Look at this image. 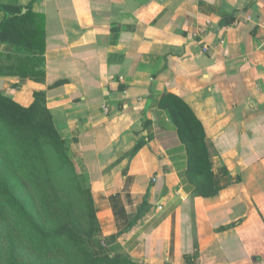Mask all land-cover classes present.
I'll list each match as a JSON object with an SVG mask.
<instances>
[{"label": "crops", "instance_id": "crops-1", "mask_svg": "<svg viewBox=\"0 0 264 264\" xmlns=\"http://www.w3.org/2000/svg\"><path fill=\"white\" fill-rule=\"evenodd\" d=\"M30 4L44 16V79L0 77V88L24 105L45 89L107 251L119 244L137 264H264V0H0ZM11 51L0 43V60ZM166 93L214 144L213 197L194 193Z\"/></svg>", "mask_w": 264, "mask_h": 264}, {"label": "trees", "instance_id": "trees-1", "mask_svg": "<svg viewBox=\"0 0 264 264\" xmlns=\"http://www.w3.org/2000/svg\"><path fill=\"white\" fill-rule=\"evenodd\" d=\"M0 8L6 11L0 43L18 48L7 54L11 61L0 60V77L43 80V14L33 11L31 4L25 12V6ZM160 104L168 109L187 149V176L194 193L217 195L221 189L213 172L217 152L201 120L172 93L164 94ZM140 147L137 144L133 153ZM99 232L89 179L55 126L45 89L34 90L33 101L24 105L0 88V262L137 264L119 244L110 251L99 248Z\"/></svg>", "mask_w": 264, "mask_h": 264}, {"label": "rangeland", "instance_id": "rangeland-1", "mask_svg": "<svg viewBox=\"0 0 264 264\" xmlns=\"http://www.w3.org/2000/svg\"><path fill=\"white\" fill-rule=\"evenodd\" d=\"M3 61H4V63H7L5 60H3ZM12 90H10L9 95H11L13 97V91ZM97 241L99 244V246H98L99 248H103L104 250L107 249V247L105 246V244H103V241L101 239H98ZM0 264H3V262H0Z\"/></svg>", "mask_w": 264, "mask_h": 264}]
</instances>
